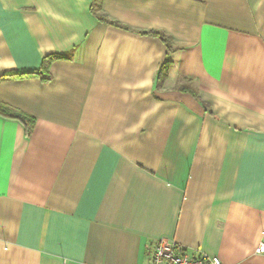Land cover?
Listing matches in <instances>:
<instances>
[{"label": "crops", "instance_id": "1", "mask_svg": "<svg viewBox=\"0 0 264 264\" xmlns=\"http://www.w3.org/2000/svg\"><path fill=\"white\" fill-rule=\"evenodd\" d=\"M92 3L0 0V264H264V0Z\"/></svg>", "mask_w": 264, "mask_h": 264}, {"label": "trees", "instance_id": "2", "mask_svg": "<svg viewBox=\"0 0 264 264\" xmlns=\"http://www.w3.org/2000/svg\"><path fill=\"white\" fill-rule=\"evenodd\" d=\"M100 2L101 0H93L92 3V11L96 12V10L100 7ZM118 26V25H117ZM142 35H149L155 38L160 39L163 43H165L168 47L171 46V39L170 37H167L161 32H156V31H151V32H142ZM55 58H61L58 56H49L46 57L44 62L48 60H53ZM172 64V61L169 59V57L166 59L164 66L160 69L159 74H158V83L161 85L163 82L166 80L170 66ZM46 69L45 63L44 65L39 69V70H34V71H29V72H24V73H11V74H6L2 76L0 79H7V78H13V77H24V76H33V75H41L45 74L43 70ZM182 90H189L190 86L188 85H183L181 87ZM0 115L6 118L10 119H15L19 120L22 123H24L27 126V134L31 132L32 129V124H33V119L29 117H25L19 113L13 112L11 109H9L6 105L0 102Z\"/></svg>", "mask_w": 264, "mask_h": 264}, {"label": "built area", "instance_id": "3", "mask_svg": "<svg viewBox=\"0 0 264 264\" xmlns=\"http://www.w3.org/2000/svg\"><path fill=\"white\" fill-rule=\"evenodd\" d=\"M264 245L261 246L262 250ZM149 264H223L218 257L199 255L192 257L185 249L170 241H159L149 251Z\"/></svg>", "mask_w": 264, "mask_h": 264}]
</instances>
